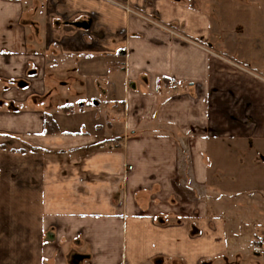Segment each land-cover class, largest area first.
<instances>
[{
  "label": "crops",
  "instance_id": "0c3cea01",
  "mask_svg": "<svg viewBox=\"0 0 264 264\" xmlns=\"http://www.w3.org/2000/svg\"><path fill=\"white\" fill-rule=\"evenodd\" d=\"M248 148L264 0H0V264H264Z\"/></svg>",
  "mask_w": 264,
  "mask_h": 264
},
{
  "label": "rangeland",
  "instance_id": "374dc122",
  "mask_svg": "<svg viewBox=\"0 0 264 264\" xmlns=\"http://www.w3.org/2000/svg\"><path fill=\"white\" fill-rule=\"evenodd\" d=\"M55 99H57V98H55ZM59 101H60V99L57 102H59ZM63 101L61 100L59 103H61ZM61 105H62V103H61ZM69 108L70 107L68 105L64 106V108H63L65 110L64 112L66 113V110ZM72 122H73V120L71 118H68V120H64V122H63L64 127L68 128V129H72V127H73ZM253 152L254 151L252 148H248V150L246 151V154L248 155V157H245L244 160H243L244 153H241V155L239 153L237 155V158L239 156H240V158H238V159L236 157H233V160H232L231 159L232 156L228 155V157L226 159H224V161H222V165L224 167V170H226V172H228L229 174L232 172L238 174V177L236 179V185H238L241 188L249 186L250 182H251V184L257 183V182H262V184L264 185V168H258L257 166L253 167L251 165V163H249V159H250V157H252ZM234 156H236V155H234ZM227 160H228V162H227ZM243 164L245 166H243ZM251 173L255 174V176L251 177L250 176ZM229 179H231V178H229ZM225 183L227 184L226 186H230L228 181H226ZM246 244L243 247V251H244L246 258L249 261L243 263L244 260L242 258V259H240V261H241L240 263L241 264H252V262H250V261L253 258V255H252L253 252H251L252 250L250 248H247ZM252 244H254V243H252ZM255 245H257V244H255Z\"/></svg>",
  "mask_w": 264,
  "mask_h": 264
},
{
  "label": "trees",
  "instance_id": "16d2710c",
  "mask_svg": "<svg viewBox=\"0 0 264 264\" xmlns=\"http://www.w3.org/2000/svg\"><path fill=\"white\" fill-rule=\"evenodd\" d=\"M45 133L47 135L55 134L58 132V127L50 114L44 116Z\"/></svg>",
  "mask_w": 264,
  "mask_h": 264
},
{
  "label": "built area",
  "instance_id": "2783aa9c",
  "mask_svg": "<svg viewBox=\"0 0 264 264\" xmlns=\"http://www.w3.org/2000/svg\"><path fill=\"white\" fill-rule=\"evenodd\" d=\"M171 83H173V81H171ZM249 248L252 250L253 253L255 254H259L261 252V248L258 245L255 244H250Z\"/></svg>",
  "mask_w": 264,
  "mask_h": 264
}]
</instances>
